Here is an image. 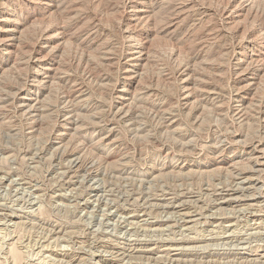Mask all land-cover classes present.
<instances>
[{
    "label": "rangeland",
    "instance_id": "1",
    "mask_svg": "<svg viewBox=\"0 0 264 264\" xmlns=\"http://www.w3.org/2000/svg\"><path fill=\"white\" fill-rule=\"evenodd\" d=\"M0 264H264V0H0Z\"/></svg>",
    "mask_w": 264,
    "mask_h": 264
},
{
    "label": "bare ground",
    "instance_id": "2",
    "mask_svg": "<svg viewBox=\"0 0 264 264\" xmlns=\"http://www.w3.org/2000/svg\"><path fill=\"white\" fill-rule=\"evenodd\" d=\"M11 45V44H10Z\"/></svg>",
    "mask_w": 264,
    "mask_h": 264
}]
</instances>
